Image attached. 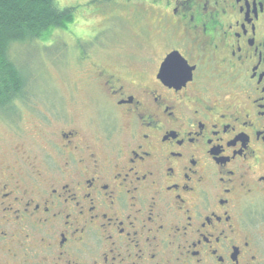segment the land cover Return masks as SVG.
Segmentation results:
<instances>
[{"label":"flooded vegetation","instance_id":"obj_1","mask_svg":"<svg viewBox=\"0 0 264 264\" xmlns=\"http://www.w3.org/2000/svg\"><path fill=\"white\" fill-rule=\"evenodd\" d=\"M96 2L149 62L90 63L0 154V264H264V0Z\"/></svg>","mask_w":264,"mask_h":264},{"label":"rangeland","instance_id":"obj_2","mask_svg":"<svg viewBox=\"0 0 264 264\" xmlns=\"http://www.w3.org/2000/svg\"><path fill=\"white\" fill-rule=\"evenodd\" d=\"M56 2L59 8L74 7L73 24H67L65 30L51 31L47 41L14 45L9 51L10 60L28 79L27 106H14L16 123L7 124L0 115V154L19 143L24 144L27 151V148H35L38 125L34 117L41 111L58 110L57 106L61 104L70 112L77 109L73 102L89 98L84 87L90 63L116 66L149 62L146 43L137 36L143 32L141 26L127 11L102 6L105 10L102 15L96 0ZM115 32L124 37L113 36ZM116 46L119 47L115 52L103 54L105 48Z\"/></svg>","mask_w":264,"mask_h":264},{"label":"trees","instance_id":"obj_3","mask_svg":"<svg viewBox=\"0 0 264 264\" xmlns=\"http://www.w3.org/2000/svg\"><path fill=\"white\" fill-rule=\"evenodd\" d=\"M72 22V10L59 8L56 0H0V110H10L28 86L10 60L11 48L47 41L51 31L65 30Z\"/></svg>","mask_w":264,"mask_h":264}]
</instances>
